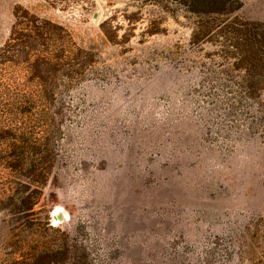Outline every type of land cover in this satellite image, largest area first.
<instances>
[{
    "label": "rangeland",
    "instance_id": "1",
    "mask_svg": "<svg viewBox=\"0 0 264 264\" xmlns=\"http://www.w3.org/2000/svg\"><path fill=\"white\" fill-rule=\"evenodd\" d=\"M238 1L239 16L264 23V0ZM22 8L67 33L53 48L49 107L28 66L0 59V264L43 252L90 264H232L227 252H255L264 94L245 103L231 93L223 49L195 34L219 7L0 0V48ZM72 42L87 57L75 77L63 52Z\"/></svg>",
    "mask_w": 264,
    "mask_h": 264
},
{
    "label": "trees",
    "instance_id": "2",
    "mask_svg": "<svg viewBox=\"0 0 264 264\" xmlns=\"http://www.w3.org/2000/svg\"><path fill=\"white\" fill-rule=\"evenodd\" d=\"M194 2L219 7V10L211 12V16H200L195 34L200 39L208 37V41L218 42L223 49L219 57L224 62L221 65L225 68L222 73L228 72L227 76H232L229 82L233 83V87L228 85L234 90L231 93L237 94L245 103L261 101L264 94V23L239 16L237 13L241 4L238 0ZM15 17L11 36L0 48V59L14 66H28L32 70V79L38 82L41 89V99L49 107L53 104V75L60 72V64L53 60V48L57 37L60 39L67 32L62 26L39 18L23 8L17 10ZM72 45L71 50L63 52L68 53L66 64L69 65L70 74L75 77L87 65V57L84 49L78 48L75 42ZM215 65L220 66V63ZM234 72L237 74L232 75ZM40 141L38 170L39 177L45 179L49 172L47 156L51 151L50 139ZM256 239L255 252H249L246 250L247 244H243L239 248L241 252H227V259L230 258L232 264H264V215L259 217ZM59 254L43 252L31 261L16 260V264H90L89 257H81L77 252Z\"/></svg>",
    "mask_w": 264,
    "mask_h": 264
},
{
    "label": "water",
    "instance_id": "3",
    "mask_svg": "<svg viewBox=\"0 0 264 264\" xmlns=\"http://www.w3.org/2000/svg\"><path fill=\"white\" fill-rule=\"evenodd\" d=\"M57 219H58L59 221H62V220L64 219V217H63L62 214H58V215H57Z\"/></svg>",
    "mask_w": 264,
    "mask_h": 264
}]
</instances>
